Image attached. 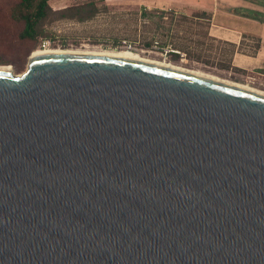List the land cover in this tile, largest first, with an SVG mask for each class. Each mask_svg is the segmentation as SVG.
Returning <instances> with one entry per match:
<instances>
[{"label":"water","instance_id":"obj_1","mask_svg":"<svg viewBox=\"0 0 264 264\" xmlns=\"http://www.w3.org/2000/svg\"><path fill=\"white\" fill-rule=\"evenodd\" d=\"M0 264H264V94L104 54L0 68Z\"/></svg>","mask_w":264,"mask_h":264},{"label":"rangeland","instance_id":"obj_2","mask_svg":"<svg viewBox=\"0 0 264 264\" xmlns=\"http://www.w3.org/2000/svg\"><path fill=\"white\" fill-rule=\"evenodd\" d=\"M17 1L0 0V64H9L16 74L26 70L35 50L130 49L149 59L201 70L264 90L257 72L233 65V45L208 35L209 21L200 11L162 14L155 11L153 3H147L152 8L147 7L148 14L142 15L145 0H50L53 10L95 1L100 11L87 20L52 13L41 23L38 37L31 41L20 38L23 22L11 17V7ZM178 46L184 51L175 49ZM169 51L179 52L178 59Z\"/></svg>","mask_w":264,"mask_h":264},{"label":"crops","instance_id":"obj_3","mask_svg":"<svg viewBox=\"0 0 264 264\" xmlns=\"http://www.w3.org/2000/svg\"><path fill=\"white\" fill-rule=\"evenodd\" d=\"M145 1L143 6L149 8L204 12L209 17L208 35L233 45V65L257 72L264 82V0Z\"/></svg>","mask_w":264,"mask_h":264},{"label":"trees","instance_id":"obj_4","mask_svg":"<svg viewBox=\"0 0 264 264\" xmlns=\"http://www.w3.org/2000/svg\"><path fill=\"white\" fill-rule=\"evenodd\" d=\"M50 0H18L11 7V17L16 21L23 22L22 30L19 34L22 40H35L40 34V25L44 22L52 13H59L61 17L78 18L79 20H87L94 17L99 11V6L95 1H89L83 4L68 6L60 10H53ZM156 12L162 14L168 12L174 15L176 12L172 9L164 10L155 8ZM148 8L143 6L141 10L142 15L148 14ZM167 13V14H168ZM206 19L209 17L203 12ZM183 18H187L184 14L180 15ZM197 16V15H195ZM147 45H151V41L147 42ZM174 49V48H173ZM179 52L184 51V48L178 46L175 48ZM174 59H178L179 52L169 51Z\"/></svg>","mask_w":264,"mask_h":264},{"label":"bare ground","instance_id":"obj_5","mask_svg":"<svg viewBox=\"0 0 264 264\" xmlns=\"http://www.w3.org/2000/svg\"><path fill=\"white\" fill-rule=\"evenodd\" d=\"M47 53H90V54H104V55H113V56L125 57V58H130V59H136V60H141V61H145V62H149V63H153V64H158V65H163L166 67H170V68H174V69H178V70H182V71H186V72L210 77L213 79L229 82V83L244 87L246 89L264 94V90L257 88V87H254V86H251L249 84H245V83H241L238 81L222 78V77H219V76H216V75H213V74L201 71V70L190 69V68L175 65V64L169 63V62H163V61H158V60H154V59H149V58L143 57L139 53L134 52L130 49H117V50H106V49H85V50H81V49L80 50L54 49V50H46L45 49V50L33 51L31 54V57L35 56V55L47 54ZM0 68L12 69V67L9 64H0Z\"/></svg>","mask_w":264,"mask_h":264}]
</instances>
